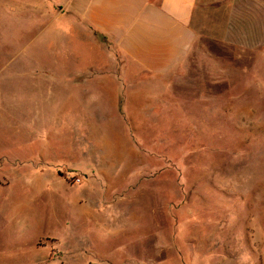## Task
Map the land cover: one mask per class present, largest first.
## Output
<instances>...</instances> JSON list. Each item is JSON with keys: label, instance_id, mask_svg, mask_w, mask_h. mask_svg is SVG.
Wrapping results in <instances>:
<instances>
[{"label": "rangeland", "instance_id": "1", "mask_svg": "<svg viewBox=\"0 0 264 264\" xmlns=\"http://www.w3.org/2000/svg\"><path fill=\"white\" fill-rule=\"evenodd\" d=\"M22 2L0 0V264H264V48L116 78Z\"/></svg>", "mask_w": 264, "mask_h": 264}, {"label": "crops", "instance_id": "2", "mask_svg": "<svg viewBox=\"0 0 264 264\" xmlns=\"http://www.w3.org/2000/svg\"><path fill=\"white\" fill-rule=\"evenodd\" d=\"M22 3L28 18L32 10H38V15L44 17L47 10L54 8L53 18L71 27L73 48L86 43L106 56V65L90 64L86 70L110 72L116 78L118 74L128 76L131 70L146 80L173 79L183 71L196 73L192 63L205 42L264 48V0H23ZM111 103L114 100L109 98L108 104Z\"/></svg>", "mask_w": 264, "mask_h": 264}]
</instances>
